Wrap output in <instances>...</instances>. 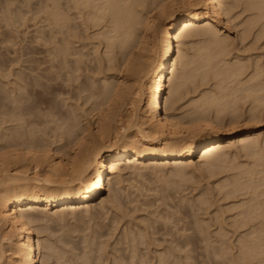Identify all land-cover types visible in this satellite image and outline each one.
Wrapping results in <instances>:
<instances>
[{
  "label": "bare ground",
  "instance_id": "6f19581e",
  "mask_svg": "<svg viewBox=\"0 0 264 264\" xmlns=\"http://www.w3.org/2000/svg\"><path fill=\"white\" fill-rule=\"evenodd\" d=\"M66 1L68 10L75 9L87 28L98 27L100 31L95 34L105 40L104 54L109 64L116 60L113 48L119 49L120 56L124 55L123 73L101 78L102 87L92 89L98 98L96 106H106L98 117L95 131L85 127L82 133L77 132L73 114L71 120L64 117L62 123L52 128L54 132L61 131L53 135L54 139L46 137L47 121H41L37 115L33 117L38 104L32 105L27 94L37 95V84L54 89L50 82L56 76L46 69V83L37 80L39 76L23 73H16L9 81L6 95L11 104L7 106L9 112L5 111L9 116L6 119L21 124L7 134H0V240L5 239L11 246L7 251L0 241V264H35L36 241L40 250L48 251V254L43 252L41 259L42 264H47L51 247L35 238L36 230L41 229L39 222L62 220L69 210L95 207L96 204L92 205L100 199L106 180L113 187L122 172L134 174L148 167L169 164L175 166V175L182 173L181 168L197 162L211 169L229 161L234 147L238 152L255 156L253 166L243 167L241 176L226 183L229 185L227 196L248 195L245 202L239 203L240 211L234 221L238 227L247 229L245 236L237 239L236 248L242 255L237 259L244 264L251 261L253 264V260L254 264H264V134L255 133L248 122L259 116L257 110L264 108V68L256 63L250 75L241 77L248 64L223 59L228 46V34L223 33L230 29L231 18L238 13L234 12L240 7L243 13L254 11L249 23H255L264 18V0ZM65 7L62 0H44L43 9L50 16L49 24L53 25L45 40L52 44L46 48L53 53L51 68L59 73L67 69L65 73L71 80L79 77L77 72L83 59L80 51V56L75 52L74 64L67 65L65 57L71 44L79 38L77 30H71L73 17ZM65 32L67 36L58 38L57 33ZM96 50L94 46L92 52ZM145 50L154 53L148 65L144 61ZM133 74L142 79L135 87L129 82ZM211 75L220 78L216 83L218 91L201 92L185 100L189 82ZM30 84L33 86L29 87ZM126 99L131 103L132 123L129 119L124 121V117L116 119L119 114L116 105ZM241 101L248 102L249 113H245L244 125L239 122L244 115L240 112ZM190 136L189 142L184 141ZM110 189L111 200L119 201L118 189ZM41 227L43 230L44 226ZM8 228L10 233H4ZM130 247L134 258L136 244ZM219 247L220 251L227 248L225 243ZM175 264L181 261L176 260Z\"/></svg>",
  "mask_w": 264,
  "mask_h": 264
},
{
  "label": "rangeland",
  "instance_id": "374dc122",
  "mask_svg": "<svg viewBox=\"0 0 264 264\" xmlns=\"http://www.w3.org/2000/svg\"><path fill=\"white\" fill-rule=\"evenodd\" d=\"M62 1L66 6V11L73 17L71 30H77L79 38V40L77 38V42L71 44L70 52H72H69L65 57L67 65L68 63L74 64L75 52L79 51L83 59L81 60L84 61L80 63L81 69L77 72L79 77L74 78V76V79L71 80L65 73L67 69H64L63 73H59L56 68H51L53 53H50L46 48L51 47L52 44L47 41V46L45 37L53 25L49 24L50 16L43 9L44 0H0V134L2 133V135L9 133L12 128H17L21 124L7 121L9 117L7 106H10L11 103L7 98L6 91L10 89L9 81L16 73L29 74L30 77L39 76L36 78L41 83L48 81L44 77L47 70L51 71L50 73L54 74V77L56 76L50 82L54 89L37 84L35 87L39 93L32 94V96L27 94L31 98V102L28 101V103L38 104L35 111L37 110L40 116L42 113L40 117L34 111L33 117L37 115L39 119H42L41 121H47V123L44 122L46 126L48 125L46 137L50 139H54L53 135L61 133L58 130L54 132L52 128H55L58 123H62L65 120L64 117H67L66 120L69 118L71 120V117H74L73 114H75V122L73 119L71 122L76 124L77 132L82 133L85 127L95 131L99 116L102 111L104 112L106 106L104 104L99 105L100 107L96 106L95 102L98 98L93 95V90L102 87L99 82L102 80L101 78L123 73L122 58L124 55H119V49H112L117 55H114V60L117 61L115 60L112 65L109 64L104 54L105 40L102 39V36L95 34L100 31L98 27L87 28L76 10H68L67 1ZM241 8H237L234 12L240 13L231 18L233 20L230 29L223 33L228 34L227 54L223 59L245 61L248 64V69L241 76L244 77L251 74L256 63L261 65V69L264 68V32L261 33L264 30L261 28L262 25L264 26V18L256 20L255 23H249V19H253L255 12L246 11L243 13ZM57 35H59L58 38H61L67 36V33H57ZM94 46H97V50L92 52ZM83 53L85 54L83 55ZM77 55L80 56L79 53ZM153 55L154 53L150 50H145L144 61L146 64L153 60ZM43 60L49 62L46 63ZM97 60L102 61L101 68ZM94 70H96L95 74ZM138 76L132 75L129 81L130 85H134V87L140 85L142 79H139L140 75ZM218 78L211 75L203 80L197 77L193 83L189 82L185 89L188 90L185 100L192 99L201 92L216 91L218 86L216 83L220 80ZM68 80L72 81V85ZM31 86L33 84H30L29 87ZM167 92L168 88L164 93V98ZM242 103L241 101L242 108L239 110L244 115L241 116L239 122L244 125V122L247 121L244 119L245 113L248 114L249 111L248 102ZM130 104L129 99L117 103L116 109L119 113L117 117L115 116L117 120L124 117V121L128 122L127 119H129V123L131 122L132 107ZM117 110L113 111L116 113ZM257 111L259 116L257 115L256 119L252 118L253 121L249 119L248 122L255 129V133L264 134V108ZM23 123L26 124V122ZM190 138L191 136L186 137L184 141L189 142ZM117 142L121 143L122 141L118 140ZM234 148L229 161L211 169L199 164L197 162L199 156H197V164L188 165L186 169L185 167L181 168L183 174L179 172L180 174L175 175V166L169 164L162 167H148L139 171L140 174L138 172L134 174L122 172L119 180L114 179L117 184L113 181V184H116L113 187L109 186L106 180L100 199L92 205L96 204L95 207H91L89 210H86V207H81L75 212L69 210L62 220L45 219L39 222V225H43L44 229L42 230L43 227L40 226L41 229L35 232V238L36 240L40 238L43 243L49 245V248L51 247V250L48 249L50 256L47 264H136L137 262V264H141V261L144 262L143 264H162L160 260L168 261V264H175L176 260L181 261V264H239L240 260L238 259L242 255L236 248L237 239L241 235L245 236L247 229L238 227L239 225L234 221L240 211L239 203L245 202L248 195L240 196L238 193L237 196H227L225 193L229 185L227 186L226 183L233 181L235 176H241L240 172L242 174L243 167L247 169L246 167L253 166L255 156L246 155L243 151L238 152ZM181 169L179 170L181 171ZM110 188L118 189L119 201L111 200L108 195L109 192L111 193ZM9 231L8 228L4 230V233ZM0 241L9 251L10 244L3 238ZM221 243L222 245L225 243L226 250L224 248L223 251H220ZM132 244H136L134 258H131L130 245ZM45 251L48 254L46 249L40 250L37 247L36 241L35 264H42L41 259ZM251 262L245 264H251ZM240 264H244L242 260Z\"/></svg>",
  "mask_w": 264,
  "mask_h": 264
}]
</instances>
